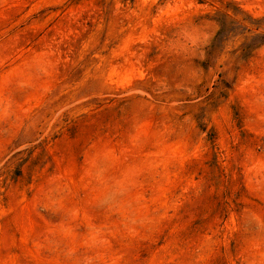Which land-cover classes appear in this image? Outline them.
<instances>
[{
	"label": "rangeland",
	"instance_id": "1",
	"mask_svg": "<svg viewBox=\"0 0 264 264\" xmlns=\"http://www.w3.org/2000/svg\"><path fill=\"white\" fill-rule=\"evenodd\" d=\"M0 264H264V0H0Z\"/></svg>",
	"mask_w": 264,
	"mask_h": 264
}]
</instances>
